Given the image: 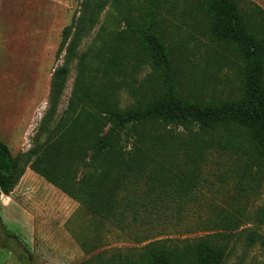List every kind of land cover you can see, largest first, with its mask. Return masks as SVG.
I'll list each match as a JSON object with an SVG mask.
<instances>
[{
  "label": "trees",
  "instance_id": "obj_1",
  "mask_svg": "<svg viewBox=\"0 0 264 264\" xmlns=\"http://www.w3.org/2000/svg\"><path fill=\"white\" fill-rule=\"evenodd\" d=\"M113 0L119 16L138 5L139 18L108 34L102 26L95 45L80 58L78 76L64 117L47 139L29 152V167L82 205L94 218L117 228H131L143 216L167 211L152 198L154 181L179 173L178 193L198 184L205 156L213 149L229 151L244 161L245 173L264 172V10L250 14L242 0H197L212 42L235 51L242 61L243 89L234 100L205 102L178 91V63L184 54L167 41L160 27L169 0ZM71 27L64 30V46ZM149 66L150 74L139 81ZM101 75L98 78L97 72ZM60 81L54 83L59 89ZM127 90L133 104H119ZM171 126L187 131V145L177 142ZM222 138L214 134L223 132ZM243 131L245 138L237 136ZM188 159L182 165L180 158ZM20 160L0 141V194H10L24 175ZM186 172V173H185ZM183 176H182V175ZM147 189L137 193L138 184ZM170 209L187 212L184 195ZM186 197H191L187 194ZM182 200V201H181ZM185 202V201H183ZM132 215V217H131ZM227 222V221H226ZM231 216L226 225L196 238L145 239L138 250L108 252L96 264H224L231 239ZM8 235L13 233L6 230ZM254 238L257 234L251 232ZM110 253V254H109ZM90 264V263H79Z\"/></svg>",
  "mask_w": 264,
  "mask_h": 264
},
{
  "label": "rangeland",
  "instance_id": "obj_2",
  "mask_svg": "<svg viewBox=\"0 0 264 264\" xmlns=\"http://www.w3.org/2000/svg\"><path fill=\"white\" fill-rule=\"evenodd\" d=\"M112 1L0 0V141L20 160L19 172L23 169L25 175L30 169L28 181L37 182L39 178L53 190L48 197H41V264H96L108 252L138 250L144 244L139 242L142 237L193 239L215 232L217 224L226 225L231 216L238 222L229 230L234 237L224 264H264V172L255 183V171L245 173V159L229 151L213 149L206 153L198 184L191 192L178 193V185L183 182L177 172L154 181V193L159 198L152 200L158 205L166 203L167 211L143 216V223L120 229L94 218L79 202L29 167V152L42 144L64 117L80 58L99 43L96 39L102 26L111 34L127 27L129 13L135 20L139 18L138 5L131 12L126 9L121 17ZM169 1L159 23L167 41L173 43L178 54H184V60L178 63L180 94L205 102L238 99L243 89L241 59L235 51L211 41L197 0ZM240 8L248 14L255 8L264 10V0H242ZM67 27H71V34L62 46ZM150 72L146 66L139 81ZM97 75L99 78L101 72ZM57 80L60 87L54 90ZM133 103L127 90L121 92L122 107ZM170 129L185 147L187 131L179 126ZM224 132L214 137L222 138ZM237 136L245 138L243 131ZM187 161L182 154L181 164ZM138 185L137 193L143 194L146 185ZM189 193L190 198L186 197ZM181 194L182 203L190 209L177 213L170 207L180 203L176 195ZM251 232L257 235L253 238ZM10 243L0 217V245ZM15 249L21 261L36 260V253L31 259L18 246Z\"/></svg>",
  "mask_w": 264,
  "mask_h": 264
},
{
  "label": "crops",
  "instance_id": "obj_3",
  "mask_svg": "<svg viewBox=\"0 0 264 264\" xmlns=\"http://www.w3.org/2000/svg\"><path fill=\"white\" fill-rule=\"evenodd\" d=\"M29 171L10 194H0L1 221L5 229L13 233V236L6 233L10 245H0V264H41V197H48L53 190L39 178L37 182L28 181ZM17 246L31 259L36 253V260L31 263L21 261L15 249Z\"/></svg>",
  "mask_w": 264,
  "mask_h": 264
}]
</instances>
